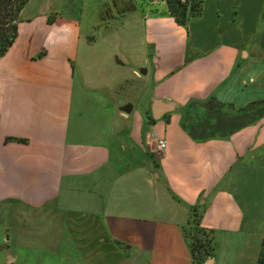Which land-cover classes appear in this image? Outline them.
<instances>
[{
  "label": "crops",
  "instance_id": "0c3cea01",
  "mask_svg": "<svg viewBox=\"0 0 264 264\" xmlns=\"http://www.w3.org/2000/svg\"><path fill=\"white\" fill-rule=\"evenodd\" d=\"M203 1L187 26L166 2L28 1L0 57L5 264H195L194 213L204 264H258L264 119L206 140L182 122L264 104V0Z\"/></svg>",
  "mask_w": 264,
  "mask_h": 264
},
{
  "label": "trees",
  "instance_id": "16d2710c",
  "mask_svg": "<svg viewBox=\"0 0 264 264\" xmlns=\"http://www.w3.org/2000/svg\"><path fill=\"white\" fill-rule=\"evenodd\" d=\"M28 1L29 0H0V57H2L12 46L16 38V35H17V30H18L17 22H18L19 14L23 10L25 5L28 3ZM166 4L168 6L169 15L172 18H174L175 22L180 26H187L190 20L199 18L201 16L204 1L203 0H166ZM12 6H13V10H11ZM8 17H10L11 19L10 28L8 29L7 35L6 34L2 35L1 28L2 26L6 24L5 20ZM211 103L212 104L216 103L218 106L222 108L226 107L225 105L221 104L215 99H211L210 101L195 102V103L190 104L186 108V112L190 108H192L193 105H197V104L206 105V104H211ZM256 104H262V103H254L250 105V107L242 109V110H236L231 106L226 107V108H229L228 110L234 117H231L228 120L217 119L218 121H216L214 125L210 123L212 121V118L209 119L207 117V124H206L207 127L205 128L202 125H200V128L197 127V123L195 127H191V126H188V124H185L184 122H182V127L188 133H190L192 137H194L195 139H199V140H206V139L214 138L218 136H222V137L229 136L230 134L240 130L244 126H247L248 124L252 123V122H249L241 126H238L235 129H231V128L229 129L228 128L229 121L233 122L234 118H237L241 115L245 116L246 113L252 110V106ZM198 120H200V118ZM192 219H193L192 222L196 221L195 228L194 227L193 228L190 227L191 229L185 228L183 230V235L189 245L192 260L194 261V263L204 264L209 258L213 257L212 242H211V239H206L203 241L202 239L198 238L197 234L199 232H197L195 229L201 226L200 219L198 218L197 215H195V213ZM193 223H191V225ZM192 230H195L194 232L195 234L192 232ZM200 230L203 233L208 232L204 228ZM258 264H264V241L262 243V248H261L259 259H258Z\"/></svg>",
  "mask_w": 264,
  "mask_h": 264
},
{
  "label": "rangeland",
  "instance_id": "374dc122",
  "mask_svg": "<svg viewBox=\"0 0 264 264\" xmlns=\"http://www.w3.org/2000/svg\"><path fill=\"white\" fill-rule=\"evenodd\" d=\"M81 1V0H80ZM81 6V5H80ZM11 9V8H10ZM13 10V6L12 9ZM11 13V12H9ZM89 17V14H88ZM119 21L116 20L115 23H118ZM5 25L2 26L1 28V33L2 35L6 34L8 32V29L10 28V24H11V19L10 17H8L5 20ZM85 23L87 24V20L85 21ZM229 108H222L220 106H218L216 103H211V104H206V105H201V104H197V105H193L192 108H190L186 114L183 116V122L185 124H188V126L191 127H195L196 123H197V127L200 128V125L207 127V117L210 119L212 118V121L210 122L212 125H214V123L216 121H218L217 119H222V120H228L231 117H234L230 111L228 110ZM200 118V120H198ZM203 118V120H202ZM264 119V104H256L252 106V110H250V112L246 113L245 116H239L237 118H234L233 122L229 121L228 124V128L230 129H235L238 126H241L243 124L249 123V122H254V121H258ZM18 221V220H16ZM194 222V223H193ZM191 223H193L191 226H189L187 229H191V228H195L196 226V221H193ZM4 225V221L0 220V239L2 236H9L10 233L14 232L12 231L13 229H7L5 227H3ZM191 227V228H190ZM200 229H202L201 226H199L197 229H195L197 232H199L197 234L199 239H202L203 241L206 239H210V235L209 233H203ZM15 231H17L16 229H14ZM195 230H192V232L194 233ZM16 233V232H15ZM195 234V233H194ZM0 264H5V262L9 261V255L12 256V254L8 251L11 249L12 246L7 245V244H0ZM10 246V247H9Z\"/></svg>",
  "mask_w": 264,
  "mask_h": 264
},
{
  "label": "built area",
  "instance_id": "2783aa9c",
  "mask_svg": "<svg viewBox=\"0 0 264 264\" xmlns=\"http://www.w3.org/2000/svg\"><path fill=\"white\" fill-rule=\"evenodd\" d=\"M152 2L160 4V3H165L166 0H152ZM166 149V141L165 140H157V153L161 154L165 151Z\"/></svg>",
  "mask_w": 264,
  "mask_h": 264
},
{
  "label": "water",
  "instance_id": "95a60500",
  "mask_svg": "<svg viewBox=\"0 0 264 264\" xmlns=\"http://www.w3.org/2000/svg\"><path fill=\"white\" fill-rule=\"evenodd\" d=\"M140 72H142V71H140ZM122 111H123V112H126V113L129 112L126 108H123ZM211 260H212V259H211ZM209 261H210V260H209Z\"/></svg>",
  "mask_w": 264,
  "mask_h": 264
}]
</instances>
